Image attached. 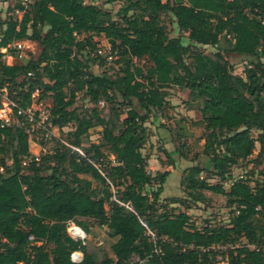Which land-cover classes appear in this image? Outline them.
I'll return each mask as SVG.
<instances>
[{
	"label": "trees",
	"instance_id": "obj_1",
	"mask_svg": "<svg viewBox=\"0 0 264 264\" xmlns=\"http://www.w3.org/2000/svg\"><path fill=\"white\" fill-rule=\"evenodd\" d=\"M4 1L0 48L22 54L11 64L0 61V88L5 86L7 97L23 107L31 104L33 93L49 92L50 122L58 127V139L51 140L56 147L50 151L41 143L39 160L22 166V158L32 152L24 126L0 125V165L5 167L0 174V264H216L218 255L226 264H264V254L243 243L264 244V175L236 179L226 189L201 176L199 165H190L180 179L184 195L168 197L167 208L204 203V191L225 196L229 208L225 223L205 219L199 226L184 210L170 212L165 205L159 210L169 171L151 173L142 153L149 110L163 109L162 89L173 83L202 101L199 137L214 176L223 177L228 166L249 160L257 143L252 162L262 161L264 62L257 58L241 76L223 54L257 56L258 49L264 50V0H119L120 21L96 0H31L21 17L11 13L22 8L20 0ZM164 14L174 18L192 47L169 36L160 20ZM96 35L119 55L109 65L90 55L104 66L101 73L89 71V58L79 56L86 45L97 47ZM16 40L35 42L37 55L9 49ZM200 45L218 50L209 55ZM142 57L152 62L154 79L143 78L134 65ZM81 90L94 106L118 94L127 108L122 129L115 132L97 107L90 108V115L80 114L73 104ZM252 129L258 130L256 136ZM92 130L98 139L83 147ZM172 153L163 149L170 161L162 165H173ZM88 158L105 161V175ZM69 220L86 231L84 244L68 234ZM94 224L105 226L103 240H93ZM212 245L226 248L206 250ZM77 248L83 257L75 263L70 253Z\"/></svg>",
	"mask_w": 264,
	"mask_h": 264
},
{
	"label": "rangeland",
	"instance_id": "obj_2",
	"mask_svg": "<svg viewBox=\"0 0 264 264\" xmlns=\"http://www.w3.org/2000/svg\"><path fill=\"white\" fill-rule=\"evenodd\" d=\"M89 1V0H87ZM94 3H96L98 6H101L102 8L106 9L110 12L112 19L115 21H120V17L117 13L118 9L122 5V2L119 0H96ZM6 9L7 4L4 0H0V17L3 18L6 16ZM16 16V15H15ZM0 18V19H1ZM162 23L165 25L166 30L168 31L169 36L171 37H179V40L184 45H188L192 47L193 45L191 42L187 39V34L185 32L179 31L174 23V18L170 14H164L161 15ZM84 35H79V39H81ZM93 39L97 41V45H105L107 44V40L102 35H96L93 36ZM223 40V38L221 39ZM223 45V44H221ZM205 53L209 55H213L217 52V48L211 45H205V46H199ZM221 47V46H220ZM225 47V46H224ZM222 48V47H221ZM91 46L86 45L84 51H82V54H79L80 58L83 60L87 56L89 58V71L92 73H101L104 69L103 65H100L98 62L94 61L91 56H94L92 54ZM23 50L24 52H33L35 55H37L39 48L35 42L32 41H24L23 43ZM0 52L3 53V51L0 49ZM90 53V54H89ZM9 51L7 53H3V56L0 58V61H4L7 64L13 63V61H19L20 54L18 53V56L15 55H9ZM258 55L257 56H247V55H239L235 53H225L223 56L229 61V63L232 65V72L236 75L244 76V69L248 65H251L254 63V61L257 60V58L260 57V59L264 62V50L258 49ZM91 55V56H90ZM11 56V57H10ZM22 57H27V54L22 55ZM185 59L188 61V58L185 57ZM134 65L138 67L143 75V78L149 77V79H154V68L152 65V62L148 57H142L134 59ZM119 66V65H118ZM112 72V71H111ZM178 77V76H175ZM172 79V78H171ZM171 81V80H170ZM147 83V80L144 81ZM164 91V97H165V104L163 106V109L155 110V108H151L149 110V118L148 121L145 123V129L149 132V136L147 137L146 142L142 146V153L146 156H148V169L151 173L156 172L159 168V165L157 164V161L154 160L153 156L154 153L156 154V149L163 152V143L160 144L157 140L154 142H151V134L153 133V129L155 126H164L166 129V133H168L172 138L173 141L169 144V149H171V152L176 153L175 157L172 156L171 159H173L176 163L174 164V169L176 171L168 178V182L166 183V186L163 184V190L160 194L158 205L160 206L159 210L165 209L168 210L169 206L166 202L167 198L169 196H175V195H182V188L180 187V179L183 175V172L185 169H187L190 165H199L203 171L201 172V176L203 177H209V181L211 183H220L223 185L224 188L228 189L231 183L240 178H248L250 180H260L263 178L264 175V155L261 158V162L259 164H256L252 162L253 158L255 157L258 149L259 144H256L255 151L253 154L248 157L249 160H242L239 161L236 165L228 166L227 172L224 174L223 177L214 176L213 173V165L209 160V157L206 156L203 153L204 150V140L200 139L199 135L201 132L198 133L196 130L199 126V123L201 122V115H200V106L202 104V101L189 94L188 89H185L183 87H180L176 84H168L165 88L162 89ZM114 100L112 102H99L96 103V106L88 100V95L84 93L83 90L78 91L75 94L74 98V104L73 107L77 109V111L80 114H86L90 115V108L97 107L100 110V115L105 120L109 122V124L114 128L115 132H118L122 129V119L125 117L126 113V103L122 102V98L118 94H114ZM33 99H38V101L42 102V105L44 107H50L51 106V96L49 92L41 93L40 90L35 93V97ZM2 100V97L0 98ZM134 106H137V102L135 99H132ZM174 103L173 105H171ZM190 108H192L190 110ZM185 110H190L187 112L188 114H185ZM143 112V111H141ZM184 113V114H183ZM186 115V116H185ZM12 122L15 121V117L13 114L9 115ZM168 118L166 123L161 122L162 118ZM182 118V120L189 122V126L187 129L192 132H184L182 134H178L175 132V124H174V118ZM172 121H169L171 120ZM193 124V125H192ZM70 130V125L64 127L63 134L67 133ZM65 131V132H64ZM196 132V133H195ZM251 133L253 136H256L258 133L257 129H252ZM97 140L98 134L95 132V130H92L89 134L88 138L85 139L83 142V147L88 146L89 140ZM31 151L32 152H38V147L31 145ZM56 147V144L53 142L49 143L47 146H45V151L53 150ZM178 150V152H177ZM184 155V156H183ZM2 156H5V153H2ZM169 158L164 155L163 162L168 161ZM170 161V160H169ZM163 166V165H162ZM154 167V168H153ZM160 171V170H159ZM153 188H156V185H152ZM145 191L148 193L151 191V187L145 188ZM205 194V202L204 203H193V202H187L184 203V205H175L173 204L175 208L169 209L168 211H178V210H184L189 214V217L192 221H195L199 226L203 225L205 222V219L212 220L215 224H223L226 222L229 208L226 206V197L220 194H215L209 191H204ZM184 195V194H183ZM162 205V206H161ZM165 205V206H163ZM189 208H186L185 206H188ZM107 247V245H105ZM136 258V256H134ZM216 264H226L227 260L222 255L216 256Z\"/></svg>",
	"mask_w": 264,
	"mask_h": 264
},
{
	"label": "built area",
	"instance_id": "obj_3",
	"mask_svg": "<svg viewBox=\"0 0 264 264\" xmlns=\"http://www.w3.org/2000/svg\"><path fill=\"white\" fill-rule=\"evenodd\" d=\"M30 1L31 0H20V5L22 8L14 7L11 13L16 15L17 17H21L24 12V9L27 7ZM5 3L7 4V2ZM23 43L24 41L22 40L13 41L10 44L9 49L17 50L20 52L23 50ZM0 49L3 51V53H7L9 51L6 47ZM92 54L103 57L106 64L108 65L111 64L119 56L117 50H112L111 45L108 42L105 45L98 44L97 47L92 51ZM0 96L2 97L0 106V125L5 126L9 125L10 123H15L17 126L23 125L24 131L27 134L29 141H31V144L38 147V152H31L30 155L24 156L22 158L21 165L26 166L27 163L30 162L32 159L39 160L41 143L47 146L51 142V140L56 138L58 139V127L53 126L50 122L49 107H44L42 105V102L38 101V99H33L35 97V93L31 95L32 102L29 106H20L19 103L7 97V89L5 86L0 88ZM10 114L14 115V122L11 121L9 117ZM77 150L80 152V154L84 155L81 150ZM88 162L91 163L94 167H96L101 175H105V161H103L102 159L97 161L95 159L88 158ZM4 171L5 167L3 165H0V174L4 173ZM112 191V198L116 200V196L114 194L115 190L113 188ZM67 232L71 238L76 241H79L81 244H84L85 240L87 239L86 231L77 226L72 220H69L67 222ZM147 233L155 242V233L151 230H148ZM33 238L34 237L31 234L28 236V240L30 241H33ZM243 243L245 246L254 249L255 251L262 252L264 254V244H250L246 241H244ZM230 247L232 248L233 245H231ZM213 248L225 249L226 245H212L206 250ZM82 257L83 254L80 248L74 249L70 253V260L72 262H80L82 260Z\"/></svg>",
	"mask_w": 264,
	"mask_h": 264
},
{
	"label": "crops",
	"instance_id": "obj_4",
	"mask_svg": "<svg viewBox=\"0 0 264 264\" xmlns=\"http://www.w3.org/2000/svg\"><path fill=\"white\" fill-rule=\"evenodd\" d=\"M173 104L174 103H172L171 105H173ZM190 110H185L184 111L185 114H188L187 112H189ZM182 118H184V117L174 118L175 132L178 133V134H182V133H184L186 131L192 132L191 130L189 131V129H187L188 126H189V122H186V121L182 120ZM167 119L168 118H166V117L162 118L161 122L166 123ZM169 121H172V119L169 120ZM196 130L199 133L200 132V127H198ZM156 140L160 144L163 143V147H162L163 149H165L168 152H171V149H169V144L173 141V138L168 133H166V129L162 125L155 126L154 129H153V133L151 134V142H154ZM155 149H156L155 150L156 154L154 153V155H151V157L153 156L154 160L157 161V164L159 165V168L156 169V170H168L169 171V174L166 177V180L164 182V185L166 186V183L168 182V178L170 176H172V174L176 171V169H174V164L176 162L173 160V165H168L167 163H165L162 166V162H163L162 160L164 159V154H163L162 151L157 150V148H155ZM175 155H176V153H172L173 157H175ZM148 161H150V160L148 159ZM182 192H183V190H182ZM183 194H184V192H183ZM183 194L182 195H175L174 197H180V196H183ZM169 197H172V195L169 196ZM105 230H106L105 226H100L98 224H94L93 226H91L90 227V234H91L93 240H95V241L103 240L105 238Z\"/></svg>",
	"mask_w": 264,
	"mask_h": 264
},
{
	"label": "water",
	"instance_id": "obj_5",
	"mask_svg": "<svg viewBox=\"0 0 264 264\" xmlns=\"http://www.w3.org/2000/svg\"><path fill=\"white\" fill-rule=\"evenodd\" d=\"M75 231H77V230H75Z\"/></svg>",
	"mask_w": 264,
	"mask_h": 264
}]
</instances>
